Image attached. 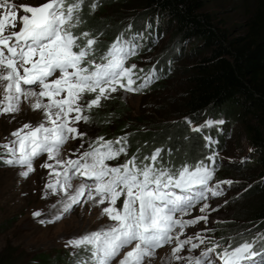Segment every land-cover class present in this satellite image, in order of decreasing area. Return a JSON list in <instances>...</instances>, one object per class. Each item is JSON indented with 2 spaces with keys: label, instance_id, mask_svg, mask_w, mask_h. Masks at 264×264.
I'll use <instances>...</instances> for the list:
<instances>
[{
  "label": "snow or ice",
  "instance_id": "snow-or-ice-1",
  "mask_svg": "<svg viewBox=\"0 0 264 264\" xmlns=\"http://www.w3.org/2000/svg\"><path fill=\"white\" fill-rule=\"evenodd\" d=\"M84 4L85 0H47L39 6H17L0 0V116L19 113L22 103L43 115L37 125L25 123L11 133L10 141L0 144V165L22 169L19 177L28 179L35 171L34 162L46 156L40 165L49 177L44 198L50 193L60 200L52 205L53 215L40 224L62 220L85 201L107 205L100 215L108 225L66 241L65 248L72 249L70 264H113L117 257H121L118 264H145L166 245H174L171 260L184 264H264V233L253 234L252 229L247 235L238 233L235 246L211 242L198 255L192 253L210 243V229L181 239L186 229L201 221L207 226L208 201L222 197L225 185H233L232 180L213 183L217 141L204 134L223 125V119L206 118L191 127L192 133L202 134L203 147L211 154L179 167L167 164L162 147L110 166L108 161L128 156L127 135L115 140L99 136L77 158H61L69 140L87 135L77 125L90 123L89 114L102 101L118 91L142 94L160 78L156 68L145 71L127 63L139 52L134 38L121 34L101 52L97 35L89 30L75 33L83 22ZM99 4L100 0H92L90 11L95 12ZM20 10L23 15H18ZM185 122L193 124L188 118ZM76 180L79 183L74 186ZM198 205L201 215L185 219ZM32 215L35 219L42 212ZM186 247L189 254L180 255Z\"/></svg>",
  "mask_w": 264,
  "mask_h": 264
},
{
  "label": "trees",
  "instance_id": "trees-1",
  "mask_svg": "<svg viewBox=\"0 0 264 264\" xmlns=\"http://www.w3.org/2000/svg\"><path fill=\"white\" fill-rule=\"evenodd\" d=\"M234 1L233 11L243 22L240 26H230L226 17L213 8L216 0H100L95 12L89 8L92 0H85L80 13L83 22L73 31L89 30L97 35V47L101 52L117 36L124 34L138 42V53L145 54L159 43L160 23L170 26L171 38L164 48L156 51L157 65L153 68L168 77L171 70L179 71L171 62H178L183 56L194 60L190 66L179 67L186 76L181 105L163 120L148 117L146 121H139L150 127L146 131L136 129L134 138L128 141V154H138L142 158L162 147L165 149L162 157L168 165L179 167L185 162L195 163L211 154V150L203 147L202 134L192 133L191 127L198 126L206 118L223 119V125L204 133L214 136L217 150L223 147L221 143L225 140L219 133L231 134L236 125L238 138H245L252 147L251 162L244 169L252 171L257 180L245 194L242 216L264 226V0ZM146 24L149 27L145 28ZM137 32H142L143 36H137ZM186 44L193 47L188 55L185 54ZM161 87L163 84L159 83L157 88ZM117 110L115 114H125L122 105ZM185 118L193 124H186ZM114 121L113 114L100 118L104 126L115 124L114 136H129L130 127ZM223 170L222 177L233 171L231 168ZM228 228L230 226H220L219 237L233 236ZM35 258L37 264H67L68 260L61 255ZM16 261L0 259V264H15Z\"/></svg>",
  "mask_w": 264,
  "mask_h": 264
},
{
  "label": "rangeland",
  "instance_id": "rangeland-1",
  "mask_svg": "<svg viewBox=\"0 0 264 264\" xmlns=\"http://www.w3.org/2000/svg\"><path fill=\"white\" fill-rule=\"evenodd\" d=\"M10 2L17 6H39L47 0H10ZM235 3L234 0H216V5L213 7L217 8L216 11L219 14L226 17V21L230 26L232 24L240 26L243 23L238 14L233 11ZM23 14L22 10L18 13V15ZM236 30L237 28L234 31ZM159 31H162L159 43L152 46L145 54L138 53L127 62L129 65L135 63L138 69L143 68L145 70L157 65L158 52L156 51L164 48L171 38L170 26L166 22L160 23ZM185 46V54L188 55L193 47L188 44ZM178 56L180 55L178 54ZM175 61L171 64L173 67H178L179 71L171 70L172 72L167 74L168 77L162 76L158 71L159 77L162 76V78L156 80L142 94L118 91L112 94L111 99L102 101V106L98 109L94 108L89 114L91 117L90 123L84 124L81 122L77 125L78 129L87 133V135L83 139L69 140L62 148L61 158H77L83 151L88 149L89 143L99 136H103L105 140H115L119 137L113 135L115 124L104 126L100 122L103 115L109 117L110 114H113L116 122L126 123L130 127L127 131L128 141L134 138L133 133L136 132L137 128L146 131L150 127L149 124L139 123V121H146L149 118L154 120L168 118L172 111L181 105L182 85L186 76L179 67H187L194 63L191 57L185 58L184 56L178 62ZM159 83H162L163 87L157 88ZM119 105L124 107L125 114H115ZM42 120L43 115L41 112L33 111L27 103H22L19 113L0 116V144L10 141L12 139L11 133L25 123L35 126ZM232 129L231 134H226L223 131L219 133L225 140L221 143L223 147L215 150L217 170L213 183L232 180L233 185L231 187L225 185V194L222 197L210 198L208 201L210 215L207 226L201 221L198 225L185 230V235L181 239L186 238L188 235H195L198 231L204 230L205 227L211 230L207 233L210 243L202 245L192 255H198L204 248L210 247L211 242H219L225 246L232 243L235 246L239 242L237 234L245 233L247 235L248 229H252L253 234L264 233L262 223L247 220L242 216L245 194L249 192L257 180L252 171L244 169L247 163L251 162L252 147L245 138H238L236 125ZM81 144H83V147H80ZM130 157L129 154L127 157L122 155L118 160L108 161L107 163L110 166H117ZM45 160L46 156H42L34 162L35 171L30 174L28 179L19 177L18 173L22 169L0 165V259L4 261L17 260L15 264H37L35 257H38V255L42 257L50 256L51 258L61 255L62 257H68L67 264H70L71 257L69 253L72 249L65 248L66 241L98 230L110 223L106 217L100 215L102 208L107 205L96 206L92 201H85L75 206L62 220L42 226L40 220L49 219L56 211L52 205L58 204L60 200V197L50 193L47 198H44L45 185L49 177L48 170L42 169L40 165ZM225 168H231L233 171L231 175L222 177ZM78 183L79 180L73 181L74 186ZM122 199L118 202L117 207L121 205ZM199 207L198 205L191 216L185 217V219L201 215ZM213 208H218V211H212ZM35 211H41V217L34 219L32 214ZM223 225L230 226L228 231H231L233 236L219 237L218 228ZM172 247L174 245H166L158 249L154 257L145 260V264H184L183 261L171 260ZM188 254L187 247L180 253L182 256ZM120 258L117 257L113 264H118ZM217 264H219L218 261Z\"/></svg>",
  "mask_w": 264,
  "mask_h": 264
}]
</instances>
